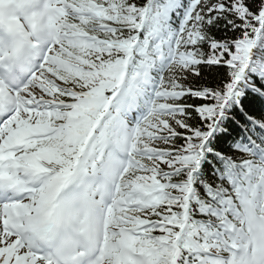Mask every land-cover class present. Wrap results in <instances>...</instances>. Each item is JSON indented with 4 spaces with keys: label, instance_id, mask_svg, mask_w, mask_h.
<instances>
[{
    "label": "snow or ice",
    "instance_id": "1",
    "mask_svg": "<svg viewBox=\"0 0 264 264\" xmlns=\"http://www.w3.org/2000/svg\"><path fill=\"white\" fill-rule=\"evenodd\" d=\"M0 264H264V0H0Z\"/></svg>",
    "mask_w": 264,
    "mask_h": 264
}]
</instances>
